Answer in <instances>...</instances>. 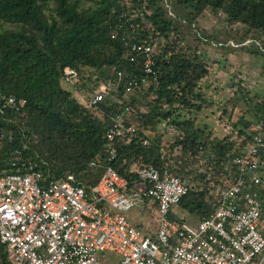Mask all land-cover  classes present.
Here are the masks:
<instances>
[{"label":"built area","instance_id":"obj_1","mask_svg":"<svg viewBox=\"0 0 264 264\" xmlns=\"http://www.w3.org/2000/svg\"><path fill=\"white\" fill-rule=\"evenodd\" d=\"M108 26L143 75L126 78L128 72L116 66L113 77H95L90 89L79 84L75 68L65 66L63 75L77 101L101 113L103 102H121L114 96L121 87L129 100L157 86L159 62L171 58L167 35L159 34L142 10L123 8ZM25 103L9 96L4 106L19 110ZM130 111L127 106L108 115L104 156L90 161L104 171L90 189L72 173L48 181L34 162L0 175V241L8 250L3 264H264V119L252 125L253 137L243 152L223 157L203 144L196 155H184V133L171 119L164 123L162 143V155L171 163L134 166L140 182L132 185L114 167L118 150L134 141L149 145L153 134L128 121ZM224 127L228 132L232 124ZM176 156L196 159L192 166L197 173L190 179L178 174L175 168L182 160ZM20 159L17 150L13 165ZM197 190L205 191L210 205L202 218L180 206L184 196ZM131 212L151 213L156 229L148 232L133 223Z\"/></svg>","mask_w":264,"mask_h":264},{"label":"trees","instance_id":"obj_2","mask_svg":"<svg viewBox=\"0 0 264 264\" xmlns=\"http://www.w3.org/2000/svg\"><path fill=\"white\" fill-rule=\"evenodd\" d=\"M94 1L91 7L79 9L73 0H0V27L6 23L17 25V28L0 30V175L23 169L24 162H34L48 181L72 173L78 184L90 189L104 171L102 166L91 167L90 161L104 156L105 133L110 124L108 115L127 106L131 107L128 121L153 134L149 145L134 141L118 150L114 167L132 185L140 182L132 171L134 166L171 163L162 155L164 132L158 128L171 119L184 133L180 141L184 155L187 151L196 155L200 144L220 157L233 151L243 152L252 140V125L264 119V103L257 105L256 121H249L243 113L230 120L233 132L223 137L216 132L196 129V119L174 111L180 109L178 105L173 109L164 106L179 102L183 108L200 112L203 103H195L193 99L199 97L195 88L206 71L192 63L183 66L182 60L174 56L159 62V84L151 85L147 91L157 104L150 106L148 111L141 108L135 111L134 119L131 117L138 107L136 103L140 105L141 92L134 93L128 100L123 97L121 87L114 95L121 102H103L100 109L105 113H101L83 107L72 92L63 87L65 66L75 68L79 84L84 83L88 89L92 88L95 77L98 81L113 77L116 66L128 72L126 78L129 74L143 75L140 65L125 57L122 41L111 37L108 23L114 13L123 8L142 10L159 34L166 36L170 30L181 29V21L175 15L169 16L165 0ZM181 1L197 11L205 7L223 10L228 20L240 21L249 29L264 32V0ZM51 3L54 5L49 7ZM9 96L26 99V103L19 110L4 106L5 97ZM228 106L225 109L231 118L234 113ZM17 150L21 151V159L18 165H13ZM178 157L175 158L182 162L175 171L190 179L197 173L192 166L196 159ZM188 167L193 168L187 171ZM205 196V191H191L183 197L180 206L202 218L210 212ZM7 260V247L0 241V264Z\"/></svg>","mask_w":264,"mask_h":264},{"label":"rangeland","instance_id":"obj_3","mask_svg":"<svg viewBox=\"0 0 264 264\" xmlns=\"http://www.w3.org/2000/svg\"><path fill=\"white\" fill-rule=\"evenodd\" d=\"M73 1L79 9L95 4L94 0ZM53 5L51 3L49 7ZM167 5L169 16L175 15L182 23L180 31L167 32L169 56L182 60L183 66L192 63L206 74L195 88L199 97L193 99L195 103H203L200 112L183 108L179 102L174 106L166 104L164 108L173 109L178 105L180 109L174 111L196 119V129L216 132L220 137L233 132L232 129L227 132L224 125L243 113L249 121H256L257 105L264 103V32L249 29L240 21L228 20L223 10L205 7L197 11L181 0H169ZM12 28L17 25L6 23L0 30ZM62 85L74 94V89L63 80ZM142 92L139 93L140 105L136 103L138 107L134 108L131 119L140 108L148 111L150 106L157 104L152 94ZM227 106L234 113L231 118L225 109ZM158 128L164 131V122Z\"/></svg>","mask_w":264,"mask_h":264},{"label":"crops","instance_id":"obj_4","mask_svg":"<svg viewBox=\"0 0 264 264\" xmlns=\"http://www.w3.org/2000/svg\"><path fill=\"white\" fill-rule=\"evenodd\" d=\"M130 220L133 223L138 224L140 227L145 228L148 232H150L151 229H156V224L151 213L141 214L137 212H131Z\"/></svg>","mask_w":264,"mask_h":264}]
</instances>
